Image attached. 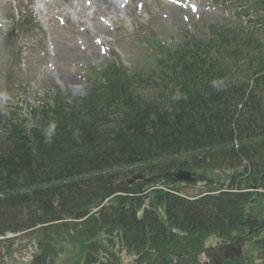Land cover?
<instances>
[{
    "label": "trees",
    "instance_id": "1",
    "mask_svg": "<svg viewBox=\"0 0 264 264\" xmlns=\"http://www.w3.org/2000/svg\"><path fill=\"white\" fill-rule=\"evenodd\" d=\"M211 35L208 43L194 42L193 49L169 54L156 66L152 73L159 74L160 91L143 107L110 111L119 82L113 74L100 89L102 96L89 97L91 111L62 106L49 111L40 122L33 119L37 127L29 133L12 126L11 136L0 139V229L9 221L18 227H34L48 217L82 218L102 193L114 191L108 189L113 177L101 176L104 171L163 156L202 153L232 168L242 165L244 171H255L264 180V44L250 37L246 42L257 53L250 61L244 59L243 68H237L242 64L235 57L239 51L229 43L232 34L228 37L225 31L218 34L213 30ZM211 49L225 52L226 59L211 58ZM213 81L220 82V87H214ZM177 95L179 99H174ZM52 122L56 131L49 143L44 129ZM112 122L118 127L110 128ZM126 201L122 203L125 210L117 209L105 221L134 230L142 239L140 251L163 245L172 236L156 214L135 221L140 202ZM248 201V195L233 193L191 204L160 200L172 228L189 233L208 228L224 233L228 225L244 227L243 209ZM33 208L40 212L38 216L23 214ZM89 222L82 223L84 230L77 223L72 226L81 234L91 230L93 235L97 228H91ZM259 246L264 249V240Z\"/></svg>",
    "mask_w": 264,
    "mask_h": 264
},
{
    "label": "rangeland",
    "instance_id": "2",
    "mask_svg": "<svg viewBox=\"0 0 264 264\" xmlns=\"http://www.w3.org/2000/svg\"><path fill=\"white\" fill-rule=\"evenodd\" d=\"M10 7L5 6L6 0H4V5L0 8V16L3 19V27L0 23V93L7 94V99L5 100L2 95V101H5L7 106H2L0 102V111L3 113H14L13 116L16 118L25 117L24 113L29 111V108L33 104L41 103L40 97H35L37 93H46V92H54L56 90L60 91L63 94L69 95L71 99H77L84 97L87 89L84 83V75L83 67L84 62L95 65L97 68L105 66L108 61L106 59L97 62L94 60V56L102 57L100 52L94 50V56L91 52L86 50L83 57L76 62L78 58L69 59L70 57H75L68 51V54H63L58 52V56L63 57L65 60L64 68L57 70L56 66H49L46 70L40 69L39 59L45 56L43 52L51 49L49 46V36H46L45 39H41V35L36 32H32V36H27L24 34H15L16 28L14 26V22L17 17L21 18V9H20V0H9ZM51 1V0H48ZM174 2L187 3L188 6H193L196 8L198 14L189 13V8L187 7L185 10L188 11L183 13V9L181 10L178 7L173 5L163 3L159 0H146L144 3L149 4V7H146L147 12L143 13L140 19L134 20L129 24L127 21L120 23V30L117 31V46H112L113 54L123 53L124 59L122 60L124 67L127 71L132 72L133 68H137L140 66L141 61L144 60V57L141 55L139 51H137L140 43L135 42L136 38L141 37L143 33L145 34H156L161 37V39H169V46L176 47L181 41L180 34L187 33L186 36L194 37L198 40H205L208 38V32L211 27H217L221 22H225L228 19V16L232 13L230 10H233L235 6H238L239 2L234 0V4L232 5L229 0H172ZM184 1V2H183ZM217 1V2H216ZM223 1H225L223 3ZM24 4V0H22ZM140 4V8L142 4ZM144 5V4H143ZM247 6L248 3L244 2V6ZM232 6V7H231ZM7 7V8H6ZM45 7L46 12L49 13ZM184 10V11H185ZM74 20L76 19L74 16H70ZM223 18V19H222ZM102 19V18H101ZM103 20V19H102ZM222 20V21H221ZM230 20V19H228ZM234 22V21H233ZM88 24V22H87ZM95 25V23H93ZM57 25L60 30H64L67 33L65 40L70 34L78 33L81 34V31L85 30V27H72V30H68L66 27L62 26V23L59 19H57ZM43 29L49 31L50 37L53 38L54 42L57 43V46L60 45L59 39L56 36L58 31L52 30L50 27V23L42 24ZM95 27L101 31L98 25ZM117 28V27H115ZM42 32V31H41ZM35 35V38L33 36ZM48 35V34H47ZM264 37V34L261 32L254 33L253 39H260ZM110 39V38H109ZM111 40V39H110ZM90 45H93V42H90ZM16 50L20 51V55H16ZM137 53L132 56V58L127 59V54L129 52ZM26 56H25V55ZM39 58V59H38ZM76 62V63H75ZM76 66L79 68L76 69ZM61 68V66H60ZM40 69L41 72L36 74V71ZM76 69V70H75ZM11 70L10 74V83L7 82L6 75ZM60 72V74H59ZM69 73L77 75V85L76 87L72 86H61V82L64 78V75H67L69 78L72 77ZM63 76L62 80L59 82V78ZM196 157L193 159L189 156H182L177 158L178 162L185 163V165L190 167V165H194L191 171L193 173H197L200 179L204 180L199 186L195 185V187H191L188 190V197L195 198L197 193L203 192V190H207V187L214 186L215 188L222 187L219 190L227 191V186L231 184V179L236 175L231 170H227L226 164H222L220 168L216 167L217 162L212 161V159L206 158L208 156L203 157L201 154H196ZM160 164H165L162 161L154 163V165L159 166ZM196 167H200L199 169H195ZM139 170L146 172L145 167H137V168H126L120 172L117 176V183H121L126 180L127 177L129 179L135 177L137 174H141ZM203 171L202 173H199ZM242 172V170H240ZM256 175L253 174L249 180H252ZM258 178H262V176H258ZM199 179V180H200ZM239 177H236L235 183H244L240 181ZM163 181V180H160ZM206 184V185H203ZM261 185V184H257ZM264 187L263 185H261ZM143 189V188H142ZM203 189V190H200ZM260 191H264L263 188ZM253 205L257 206L253 208V210H263L264 214V201L261 202L260 199L255 198ZM147 205V203H146ZM34 210V211H33ZM33 212V214H40L34 208L28 210L27 212H23L24 215H27L29 218V213ZM246 213H251V210H246ZM259 216L258 214H254ZM260 217V216H259ZM259 219V218H257ZM261 220V217H260ZM30 229V228H29ZM26 230V229H21ZM45 231L40 230V234L34 232L33 235H28L23 232H20L17 235V238L14 240H9L5 242H0V264H29L32 260V257L39 255L41 251L39 250L40 243L47 244V238ZM262 235V234H260ZM260 237V236H259ZM69 239V236H64L60 238L61 241H66ZM63 251V250H62ZM50 254H53L52 251H49ZM60 255V254H59ZM62 256V254H61ZM121 261L123 264H129L131 261V257L128 256L126 252L121 253ZM64 257V256H62ZM205 256L200 257V263L203 261ZM253 261L255 264H264V253L257 252L253 257ZM61 259L54 261H47V264H60ZM66 264H78L77 259L73 257V255L69 254L67 257Z\"/></svg>",
    "mask_w": 264,
    "mask_h": 264
},
{
    "label": "bare ground",
    "instance_id": "3",
    "mask_svg": "<svg viewBox=\"0 0 264 264\" xmlns=\"http://www.w3.org/2000/svg\"><path fill=\"white\" fill-rule=\"evenodd\" d=\"M81 1V0H80ZM83 1V0H82ZM89 1L90 5L94 8L96 13H99L105 17H110L111 20H118L119 17H124L128 19H136L138 18L137 15V3L138 0H130L129 5H127L124 9H122L119 5H117L118 0H87ZM58 4L55 5L58 12H62V7H67L69 9H72L71 0H57ZM2 4V1L0 0V5ZM78 15L81 14L79 11L77 13ZM83 22V18L79 17L77 20V23ZM61 51H66L67 46L65 42L62 43L60 46ZM71 51L77 50V46L71 45L70 47ZM51 60H53L54 63L57 64V57H53ZM70 83L72 86H76L75 82H73L70 79Z\"/></svg>",
    "mask_w": 264,
    "mask_h": 264
},
{
    "label": "clouds",
    "instance_id": "4",
    "mask_svg": "<svg viewBox=\"0 0 264 264\" xmlns=\"http://www.w3.org/2000/svg\"><path fill=\"white\" fill-rule=\"evenodd\" d=\"M213 86L214 87H220V82L213 81ZM0 95H2L5 100L8 98L7 94L0 93ZM174 99H179V95L174 97ZM25 127L27 129L31 130L32 128L37 127V125L32 121L31 117L29 116V122L25 125ZM55 131H56V123L55 122L50 123L49 126L46 129H44V135H45L47 142L50 143L52 141V138L55 135Z\"/></svg>",
    "mask_w": 264,
    "mask_h": 264
},
{
    "label": "water",
    "instance_id": "5",
    "mask_svg": "<svg viewBox=\"0 0 264 264\" xmlns=\"http://www.w3.org/2000/svg\"><path fill=\"white\" fill-rule=\"evenodd\" d=\"M174 177V180L176 181H183V179L187 178V174L182 173H176L172 175Z\"/></svg>",
    "mask_w": 264,
    "mask_h": 264
}]
</instances>
